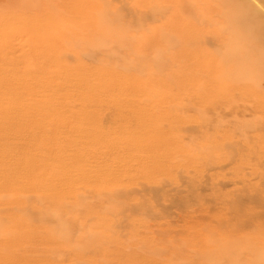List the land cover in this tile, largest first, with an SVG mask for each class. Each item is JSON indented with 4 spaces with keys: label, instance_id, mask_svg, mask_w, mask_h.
Here are the masks:
<instances>
[{
    "label": "rangeland",
    "instance_id": "obj_1",
    "mask_svg": "<svg viewBox=\"0 0 264 264\" xmlns=\"http://www.w3.org/2000/svg\"><path fill=\"white\" fill-rule=\"evenodd\" d=\"M0 172V264H264V0H0Z\"/></svg>",
    "mask_w": 264,
    "mask_h": 264
},
{
    "label": "bare ground",
    "instance_id": "obj_2",
    "mask_svg": "<svg viewBox=\"0 0 264 264\" xmlns=\"http://www.w3.org/2000/svg\"><path fill=\"white\" fill-rule=\"evenodd\" d=\"M31 2H32V0H31ZM33 2H34V0H33ZM28 4V3H27ZM35 4V3H34ZM103 30V27H102V29H101V31ZM109 37H110V35H109ZM246 39H248V37L246 36ZM234 44V43H233ZM15 94V95H14ZM13 94V96H15V98H17V94L16 93H14ZM19 97V96H18ZM20 99V98H19ZM15 103H16V101H14ZM14 106H7V108H13ZM30 108H32V107H30ZM33 109V108H32ZM21 117L20 116H15V118H14V116H13V119L12 120H14V119H20ZM0 177H1V172H0ZM26 219V218H25ZM56 219H59V217H57ZM17 220H19V218L18 219H15V221H17ZM11 221V220H10ZM14 220H12V222H13ZM25 221V220H24ZM8 230H10L11 231V229H9V228H7ZM9 231V232H10ZM14 231V230H13ZM5 232V231H4ZM13 233V232H12ZM0 234H3V232L1 231V233ZM14 234V233H13ZM59 234V233H58ZM57 234V235H58ZM4 235V234H3ZM60 235V234H59ZM8 236H10V235H8ZM3 237H6V234H5V236H3ZM70 243H72V242H70ZM26 244V243H25ZM0 248H2V247H0ZM5 247H3V249H4Z\"/></svg>",
    "mask_w": 264,
    "mask_h": 264
}]
</instances>
